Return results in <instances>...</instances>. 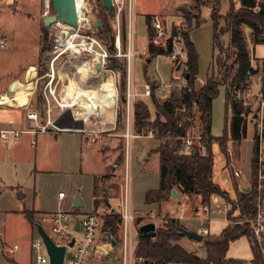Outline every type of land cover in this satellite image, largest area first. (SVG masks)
Masks as SVG:
<instances>
[{"label": "rangeland", "instance_id": "374dc122", "mask_svg": "<svg viewBox=\"0 0 264 264\" xmlns=\"http://www.w3.org/2000/svg\"><path fill=\"white\" fill-rule=\"evenodd\" d=\"M86 2L88 6H90L91 8L90 17H89L90 20L89 27L92 33L95 35V37H97V39L101 42L99 38V29H98L99 27H96L94 23V20L96 19L100 21L99 11H98V1L86 0ZM230 2L232 4L233 3L235 4V8L238 7L237 0L236 1L231 0ZM20 3L22 2H19L18 4L20 5ZM179 4L180 5L183 4V6L177 9L175 12L174 10L176 7L174 6ZM228 4H229L228 0L221 1L220 13L225 14L228 8ZM167 6L174 7L173 12L176 13L175 16H173V18H166L163 15H162L163 17L161 15L159 16L161 17L162 21L164 22V25L167 28V38L170 37L173 29H175V31L178 32L177 36H175L172 40L173 53L175 55V59L172 58L168 59L167 56H161V55H159L161 57L155 56L153 58H150L147 53L139 57V55L142 54V52L144 51V47L147 41L146 25L144 19L145 15L148 12H155L157 10L165 9ZM6 8H8V11L10 10L12 13V10L10 9L11 7L6 6ZM41 9H42V0H35L33 5L31 7L29 6L27 11L26 8L21 6H18L17 11H15L16 13H19L21 15L25 14L24 12L28 13L30 11H33L34 18L32 17V19L34 21L29 20L26 23V20L23 21L20 20L21 24H19L20 25L19 32L21 33V35L24 36V40L19 38V41H28V43H31L32 41L36 43L40 42L42 51L40 55L41 65L38 66L39 68L38 71L45 69L46 71L48 70L51 73L55 72L53 78L50 79L49 83H47L48 78L40 79L38 83L37 94L38 93L40 94L42 92V89L45 88V86L47 85H48L46 89L47 93L49 92L52 94L53 91L51 90H54V92H58L60 88L59 87L60 85L57 83L59 81V78L57 76L58 73L59 75H64L63 77L60 78V80L63 82V86L64 83L66 84V82L70 83L76 80L77 78H75L74 73H72V70L70 69H74L75 64L80 63L82 61L84 62L88 70L87 72L84 70H82L81 73L78 72L77 76L83 79V81H87L89 79L94 78L93 79L94 84L98 83L97 85L93 84L94 90L86 89L80 92V94L78 92L71 93L75 101L83 97L82 98L83 101L85 100L86 102H91L90 106L83 104L82 106H84L83 107L84 109L77 108L76 110L74 109L73 111L72 108L69 109L67 107L64 108L63 111L65 110V112L66 111L76 112L77 114L75 115L79 118H82L86 110L88 111L97 105L99 109L97 112L95 111V109H93V111L96 114L93 115L94 117L92 119L93 121H97L96 123L101 121L100 119L101 116L106 115L108 111L109 113L113 111V114L116 115V120L118 117L120 124L117 125L116 122V126L112 131L115 132L114 135H116L114 142L108 146V141H106L102 136H100L98 139V144L100 145V147H104L105 149L109 148L115 150L113 153L108 151V159L111 163L119 164L117 168H114L112 170L109 169L107 170L108 176L106 178L95 179L96 193L98 195V200L101 201L104 197H108L109 207L99 202L98 205L94 206L90 212L98 213L99 215H101V223H102V217L106 213H110V212L118 213L121 219V214H120L121 208L123 206V201L125 200V195L126 193H128L129 204L132 211L131 213L134 217L132 223L133 227L131 226L130 233L132 234L133 241L136 242L135 249L137 250V241L139 234L138 232H139V227L142 224L153 222L155 224V227L157 228L163 225V221L165 218L171 217V215L167 213L164 214L163 212H161L160 208L158 211L156 210L153 211L148 208L145 209L143 203L145 191L156 189L158 186L157 156H154L150 160V163L146 165L144 170H141L135 164L132 163L133 155L131 150V143L134 142L133 141L134 138H137V140L139 141L149 139V141L153 142L154 145H157V141H152V140L153 139L157 140V139L154 137V135L152 136V138H149L146 135H140V133H138V136L134 137L131 140L128 148V144L124 137V134L127 130L128 116L126 112V107L124 105L125 91L123 93L121 87V82H122L121 73L118 72L117 70H114V75H113V73L108 71L109 68H107L106 66L101 67L93 59H90L89 57L84 55H77L75 53L70 52L68 49L65 50L63 46L55 42V33L49 28L42 27V29H44V33H41L42 36L39 41L38 24L40 25L41 23V17L39 15L41 13ZM170 9H168L167 12H171ZM112 11L113 12L111 13V15L107 18L108 21L107 23H109L110 27H112L115 35V30L114 27L112 26V22H116L115 20L116 18L113 9ZM198 11L200 13L199 23L195 24L197 17L195 15L198 13ZM51 12H53L52 4H50V13ZM122 13L125 15L126 43L124 49L122 46V41H120V45L118 48L114 44V48L116 50L115 54L118 53L120 54V56H117V58L119 59V61L124 62L126 66V73H125V87H126L128 61L124 56V54H126L128 50L132 52V47L130 43V30L128 27L129 16H130L128 1L125 3L123 10L118 17V22L120 27V37L123 28V23L121 18ZM186 18L187 19L190 18V19L187 20ZM11 20L12 19L7 20L5 17L3 18V15L0 14V28L7 27L9 29H12L14 23L13 20L12 21ZM26 26L28 27V30L25 29ZM242 29L247 45L250 44V50L252 55H255L256 57L264 56V46H263L264 44L253 43L250 38L251 30L244 25L242 26ZM181 33H187L188 39L192 41L197 55L198 77L197 78L194 77L192 83L193 88L197 89L200 85L203 84L206 76L212 72V61H213V55H215V53L220 56V61L224 62L225 57H227L229 61L233 59L231 50L229 48L230 30L227 22L222 18L218 19L216 36H217L219 49L216 50L213 44V22L211 18L210 6L199 5L194 0H183V1L133 0L131 36L133 41L134 53H133V61H131L133 71H132V77L130 75V80L131 82H133V86L136 90L135 92L142 93L144 86L142 83L143 73L141 72L139 59H141L140 60L141 64L143 65L144 70L146 72V74L144 75L145 82L150 85V88H152V86L154 87V89L152 88L153 89L152 96H154V98L157 101L162 102V100H160L159 98L160 97L162 98V96H166L169 93V85L171 91L173 90L178 91L186 87L187 80L184 78V73H185L184 62L186 60L185 58L183 59L182 57L183 53L185 52V49L183 45L184 39L183 36H181ZM180 50H182V52ZM30 57H31L30 48H27L25 45L21 46L19 52L15 54V58L17 59V61L18 59L28 60L30 59ZM146 59H150L151 62L149 61L150 63H147L145 61ZM251 60L253 61L251 62ZM250 63L253 66L255 63L254 67H256L255 70L257 73H255L254 76L249 80L248 88L252 92H255L256 91L255 83L261 85L260 82L262 80V77H264V72L261 71L262 66H260L259 62L257 63V60H255L253 56L250 57ZM231 65L233 64L231 63ZM171 70L176 78H171L174 77L171 74ZM130 72H131V67H130ZM214 72L215 75L217 74L219 75L218 69L214 70ZM91 73H94L93 75H95L96 73L98 74L97 76L91 78L90 77V75H92ZM230 73L233 74V71L231 70ZM108 81L109 84L111 83V86L109 85L110 87L107 84ZM156 89H158V92H156L157 91ZM108 92H109L108 95H113L115 92V99L113 103L111 101L110 102L107 101L108 99L104 98V95H106V93ZM230 93L234 99L240 101L241 105L244 108H248L249 111L255 110L256 106L258 105L259 99L256 95L250 98L248 101H246L247 102L246 105L243 104L242 98L238 99V95H242L243 91L238 94L237 92L232 93L231 90ZM19 97L18 99L21 100ZM39 97L41 98L40 95ZM99 98H101V101L99 100ZM142 99L149 106V110L151 112V119H153L155 112L152 106V97H143ZM136 100H138V97L135 99V101ZM52 101H53L52 103H54V105L56 106V108L54 107L53 109L54 117L58 118L61 116L59 114L60 111H58V104L56 103L55 100ZM39 107H40L39 112H41L42 105H40ZM102 107H108V108H102ZM243 115L245 116L244 117L245 126L250 123L245 138L241 140L238 144L233 143L231 145H228L229 144L228 137L224 136V138L226 139L225 148L231 146L236 153L237 166L242 174L240 178L232 179L228 169L224 165L225 163L224 153L219 148L216 142H213L211 145V153L213 155V171H212L213 181L216 184H218V186L227 193L231 202H232L231 199L235 198V193H236L232 180H234L237 183L238 187L247 186L248 175L250 172L249 159H250L251 147H252L251 138L253 133L252 131L253 122L247 118L248 113L246 114L243 113ZM39 117L42 119L41 115H39ZM230 118H231V111L229 110V108H226L225 106V87L222 86L220 87L218 95L213 100L211 105V117H210L211 135L215 138L221 137L224 134L229 135L228 126H229ZM131 123L132 121L130 122V124ZM91 124L92 125L90 126H93L92 121ZM133 132L135 133L134 130ZM103 133L106 132H101L98 134V136ZM57 137L60 138V135H57ZM23 148L24 150L19 151L20 152L19 154L22 156L19 157L18 160L21 158L29 159V160L34 158V154L36 150L35 147L30 146L29 143L27 144L25 143V145H23ZM17 157H18L17 154L16 157L13 156V154L10 155V158H13L12 161L15 160ZM119 158H121V161H119ZM141 163L142 160L140 156L139 164ZM51 166H52L51 169H49L50 173L40 174V176H37L36 179H33L32 177L24 176L22 171L19 172L20 175L18 176L17 179L18 180L17 184H19L18 187L15 186L10 187L4 183L5 181H0V227L1 228L4 227L3 229L7 240L11 242L16 241L19 243L20 250L16 253V256L17 259L22 262H26V258L28 257L27 251H28L29 241L31 239L34 241H37L39 239V235L36 229L30 226V222L25 216L24 211L30 210L32 208L65 210L67 204H69L73 200L74 195H77L78 193H80V196L81 195L83 196L82 210L87 211L92 206L91 194H90L91 193L90 190L92 186L91 174L101 171V164L99 162V159L96 155H94L92 151L86 155L83 154L82 157L80 156L79 153H74L73 155L71 153H68L65 157L64 164H61V166L58 167L55 166V164L53 163ZM59 190L64 191V193L67 194V197L65 198V200H63V205H60L56 197V194ZM20 194L21 197H19ZM102 194H105L106 196L105 195L102 196ZM224 199L221 196L214 194L210 197L209 204L206 205L210 209L209 212V219L211 222V225L209 226L210 235L219 232L225 221V214L222 211V204L226 202V199L225 200ZM167 200H171V198L168 197ZM180 200L184 202V205L177 203L174 206L175 208L173 210L170 209L169 211L172 213H177L178 215L182 213L181 221L186 226L188 225L189 227H191L192 230L199 232L200 221L195 216L194 212L204 203H202V200L199 196H192V195L189 196L188 198L182 196ZM170 202L172 204L174 203V201H170ZM162 203L163 202H161V204ZM185 214L191 218L183 219V216L187 217ZM41 216L42 215L40 214L34 215L35 219L38 220L39 218H41ZM3 220L5 222V225H2ZM212 221H214L213 224ZM42 224L44 226L45 231L51 235V230L48 223H42ZM31 227L33 232L31 230ZM101 227L102 226L98 228L93 250L89 255V257L87 258L85 264H119L121 256H120V245H118V243L121 241V238L123 236L122 223L120 224V228L117 235L118 241L117 243H115V245L116 244L117 245L114 247H111L107 242V240L105 239V237H103L105 233L103 234ZM184 229H188V228L184 227ZM55 241L60 243V241L58 240ZM246 243L247 241L244 238H239L237 240H234L232 243L229 244L227 251L228 255L232 257H237V256L249 257V247L247 246ZM178 244L188 252L196 253L200 257L205 256L204 247L201 242H195L185 237L179 240ZM35 252L36 251L33 250V253ZM40 252L44 253V249L41 248ZM28 258L31 259V255H29ZM32 261L33 264H36L34 259Z\"/></svg>", "mask_w": 264, "mask_h": 264}, {"label": "trees", "instance_id": "16d2710c", "mask_svg": "<svg viewBox=\"0 0 264 264\" xmlns=\"http://www.w3.org/2000/svg\"><path fill=\"white\" fill-rule=\"evenodd\" d=\"M97 1L100 19V26L98 28L99 38L110 54L106 67L121 73V87L124 93L126 66L124 62L119 61L117 56H114L116 53L114 48V32L109 23H107V18L113 11L108 13L103 7L101 0ZM194 1L199 5H208L211 8L213 44L216 50L219 49L216 36L218 19L222 18L227 22L230 30L229 48L233 59L229 61L225 57L223 62L220 61V56L215 53L212 61V72L206 76L201 86L194 89L192 83L193 78L197 74V55L192 41L188 39L187 33H181L186 53V61L184 62V78L187 80L186 87L178 91H171L167 99L159 102L152 96L154 89L152 86L153 89L150 88L149 97H152V106L155 112L153 119H151V112L146 102L136 100L133 103L132 127L135 133L152 131L154 137L159 141V145L155 150L158 154L159 162L158 188L145 191L144 204L155 203L160 205L162 201L171 196L170 191L172 188H175L181 196H199L202 203H204L202 206L208 205L210 197L216 194L223 199L225 198L226 202L231 204L227 218H233L232 215L236 213L239 219H244L249 217L253 212L254 190L252 186L248 190L238 187L237 183L232 180L236 193L235 198L231 199L232 202L230 201L227 193L213 181L211 145L213 142H216L222 152L225 153L226 139L224 136L228 137V145L233 143L238 144L245 138V119L242 114L248 113L249 109L244 108L240 101L231 96L230 92L231 90L232 93L242 92L246 87V81L249 76L257 73L255 69L251 68V53L244 38L242 26L244 25L251 30L250 38L253 43H264V3H259L257 0H238V7L235 8V4H232L231 0H228V8L225 14H222L220 13L222 0ZM195 16H197L195 24H198L200 18L199 11ZM121 18L123 28L120 41H122L124 49L126 27L125 15L123 13L121 14ZM150 19V15L145 16L147 40L151 39L154 35V31L150 27ZM42 33H44V29H42ZM177 34L178 32L173 29L165 47L156 46L149 42L147 45L148 56L153 58L157 55L165 56L171 53L173 51L172 40ZM216 69H218L219 75L214 74V70ZM231 70L233 74L230 73ZM44 71L45 69H42L38 73L42 74ZM187 73L188 77H186ZM222 86L225 87V106L231 111L228 126L229 135L224 134L221 137L215 138L210 132L211 105ZM187 91H190L189 97L186 95ZM261 93L264 97V77L261 80ZM193 103L196 105V116L203 126L202 144L204 145V149L193 147L189 152H184L181 150L180 141L176 137L184 133L185 127L188 124L180 127L177 125V111L184 108V115L188 116ZM119 124L120 122L117 117V125ZM253 183V180H251V185ZM93 197L94 206H97L99 202L108 206L107 197H104L101 201L98 200L96 189L93 191ZM24 214L30 225L36 229L40 223L34 217L35 211H24ZM120 224L121 219L118 213H106L102 217V232L110 234L115 243H117ZM183 229L184 226L178 219L169 217L164 219L162 226L155 229L156 234L154 237L146 239L138 232L137 254L144 256L153 264H262V257L256 245H252L251 247L253 258L250 261L226 257L230 242L242 236L251 239L247 223L228 224L218 235L205 236L201 242L205 251L204 257H200L193 252H188L178 244V241L184 238V236L180 235ZM8 261L11 262L10 260Z\"/></svg>", "mask_w": 264, "mask_h": 264}, {"label": "crops", "instance_id": "0c3cea01", "mask_svg": "<svg viewBox=\"0 0 264 264\" xmlns=\"http://www.w3.org/2000/svg\"><path fill=\"white\" fill-rule=\"evenodd\" d=\"M34 1L35 0H0V14L3 15V18L5 17L7 20L12 19L13 23H14V26L12 29H9L7 27L0 28V37L5 38L7 41V47L0 48V130H22L23 131L16 138L10 136L6 142H3L0 139V181H5L4 183L7 186L18 187L19 184H17L18 183L17 179H18V176L20 175L19 172H21V171L23 172L24 176L32 177L33 179H36L37 176H40V174L50 173L49 169H51V167H52L51 165L53 163L55 164V166H58V167L61 166V164H64L65 157L68 153H71L72 155L74 153H79L80 156L82 157L83 154L86 155L92 151L94 153V155H96L98 157L99 162L101 164V171L94 173V174H91L92 175V186H91V190H90L91 193L90 194H91L92 206L87 211L82 210L83 196L82 195L80 196V193H78L77 195L79 196L81 206L78 208L74 207L75 198L77 196V195H74L73 200L69 204H67L66 209H65V211H68L69 213H71L70 215L72 216V218H75V217L80 218L83 214L89 213L91 211V209L94 207L93 191H94V189H96V183H95L96 180L95 179L96 178H101V179L106 178L108 176L107 170L108 169L112 170L114 168H117V166L119 165L116 163H111L108 159V151L113 153L115 150L109 149V148L105 149L104 147H100V145L98 144V139L100 136H102L106 141H108V146L114 142L116 135H114L115 132H112V131L114 130V128L116 126V122H117L116 115L113 114V111L110 113L108 111L106 115H102L103 117L101 116V118H100L101 121H99L98 123H95L93 126H90V125H88L87 121L83 122V120H82L83 117L82 118L77 117L75 115V114H77L76 112H72V111L71 112H67V111L65 112V110L63 111V109L67 108V107L69 109L72 108L73 111H74V109L76 110L77 108L84 109L83 108L84 106H82V105L86 101L85 100L83 101V99H82L83 97L81 98V100L75 101L73 99V95H71V93L72 92L73 93L78 92L80 94V92H82V90H86V89L94 90V88H93V84H94L93 79L94 78L93 77L97 76L98 73H96L95 75H93L94 73H91L93 76L90 75V77L93 79H89L90 80V82H89V80L83 81V79L79 78L76 75L77 74L76 71H72L75 75V78H77V79L74 80L73 82H70V83L69 82L68 83L66 82V84L64 83V86H63V82L60 80V78L63 77V75H59V73H58L57 76L59 78V81L57 83L60 85L58 92H54V90H51V91H53L54 95H53V93L52 94L49 92L47 93V91H46V89L48 87V85H47V86H45V88L42 89V92L40 94L39 93L37 94V88H38V83H39L40 79H42V78L47 79L48 78L47 83H49L50 79L53 78L55 72L51 73L48 70L47 71L45 70L42 74L38 73V66L41 65V61H40L41 43L40 42L36 43V42L32 41L31 43H28V41H19V38L24 40V36L21 35V33L19 32V29H20L19 24H21L20 20H22V21L26 20V23L29 20L32 21L33 20L32 19L33 11H30L28 13L24 12L25 14H23V15L15 12V11H17L18 6L26 8V11H27L29 6L31 7L33 5ZM19 2H22V3H20V5H19L18 4ZM237 2H238V0H237ZM179 5L174 6V7H176L174 10L175 12L183 4H181L180 6ZM6 6L11 7L10 9L12 10V13L10 10L8 11V8H6ZM172 6H170V7L167 6L165 9L157 10L155 12H148L146 15H150V16H153V15H161L162 16L163 15L166 18H173V16H175L176 13L173 12L174 7H172ZM168 9H170L171 12H167ZM39 15L41 17V23H40V25L38 24V40L40 41L41 33H42V27H45L43 24V19L46 17L43 14V0H42L41 13ZM132 15H133V0L131 2L128 27L130 30V43H131V47H132V53H134L133 41H132V36H131V33H132ZM115 23L116 22H112L113 27L115 26ZM46 28H49V27H46ZM25 29L28 30V27L26 26ZM262 44H264V43H262ZM23 45H25L27 48H30L31 57L28 60L18 59V61H17V59L15 58V54L19 52L20 47ZM147 45H148V43L146 41L144 51L142 52V54L139 55V57L141 55H144L145 53H147ZM248 49L250 50V44L248 45ZM180 51L182 52V50H180ZM250 53H251V50H250ZM251 55H252V53H251ZM252 56L257 61L262 60V59L264 60V56H262V57H256L255 55H252ZM159 57H161V56H159ZM182 57H183V59L185 58V60H186V53L185 52L183 53ZM156 58H158V57H156ZM140 60L141 59H139L141 72L143 73V76L141 74V76L143 77L142 83H143V85H145V84H147L145 82V76H144L146 74V72H145L144 67L141 64ZM132 61H133V58H132ZM145 61L147 63L151 62L150 59H146ZM147 63H146V65H147ZM31 67H34V69L32 70ZM132 69L133 68L131 65V72H130L131 77H132V71H133ZM171 74L173 75L172 70H171ZM173 76L174 77H171V78H176L175 75H173ZM197 77H198V75L196 74L195 78H197ZM84 82H85V84H84ZM97 84H94V85H97ZM107 84H108V86L109 85L111 86V83L109 84V81ZM161 86H160V89H161ZM132 87H133L134 93L136 94L135 99L138 97V100L144 101L142 99L143 97H149V96H144L143 92L142 93L135 92L136 90L133 86V82H132ZM69 89H70V91H69ZM158 89H156L157 90L156 92H158ZM143 90H144V86H143ZM156 92H155V94H156ZM170 93H171V90H170V85H169V93L166 96H162V98L161 97L160 98L158 97V98L160 100H162V102H163L165 99H167L169 97ZM39 95L41 96V98L39 97ZM75 96H74V98H75ZM18 97L21 100H19ZM52 100H55L56 103L58 104V111H60L59 114L61 115L58 118L54 117V110L53 109H54V107L56 108V106L54 105V103H52L53 102ZM99 100L101 101V98H99ZM134 102H135V100H134ZM40 105H42L41 112H39V109H40L39 106ZM108 107H102V108H108ZM92 109H95L96 111H98L99 107L96 105ZM100 109H101V107H100ZM30 110L35 111L37 113V115H38L37 120H38L39 124L45 123V121L47 119H50L54 126L59 127L61 129H64V130L62 132H49V133L36 132L35 131L36 130L35 123L32 120L27 118V112ZM39 115L42 116V119L39 117ZM130 119L132 121V115H131ZM82 128H88L89 130H101V132H106V133H103L99 136L97 135L95 138V141L92 143H89V141L87 140L88 139L87 134L75 132V129H82ZM130 130L133 134H137V133H134L132 130V123L130 124ZM57 135H60V138L57 137ZM52 136H54V137H52ZM65 137H67V138H65ZM63 138H65V139H63ZM149 138H152V137H149ZM133 141L134 142L131 143V150H132V155H133L132 163L135 164L141 170H144L146 165L150 163V160L154 156H157V159H158V154H157V152H155V150H156L157 146L159 145V141L154 140V139L152 140V141H157V145H154L153 142L149 141V139L139 141V140H137V138H134ZM25 143L26 144L29 143L30 146L36 148L34 158H32L30 160L21 158L18 160V158L22 156L19 154L20 153L19 151L24 150L23 145H25ZM68 148H71V149H68ZM12 154L15 157H16V154L18 155V157L13 161H12L13 158H10V155H12ZM140 156H141V160H142L141 164H139V157ZM119 161H121L120 158H119ZM157 170H159V162H158ZM241 187H243V186H241ZM157 188H158V186H157ZM243 188H246V186H244ZM60 191L61 190H59L57 192L56 197H57L60 205H63V200H65V198L67 197V194L65 193L64 198L60 199L58 197V193ZM104 195L105 194H102V196H104ZM192 196H194V195H192ZM128 197H129V194H128ZM181 197L182 196L179 195V193L177 191V198L176 199H173L170 196L171 200L165 199L164 201H162L163 203L160 204V206H158L155 203H151V204H144V207H145V209L148 208V209L153 210V211L154 210L158 211L160 208L161 212H163L164 214L167 213V214L171 215L172 218L180 220L181 224H183L184 227L192 230L191 227H189L188 225L186 226L181 221L182 213H180L178 215L177 213H172L169 211L170 209L173 210L175 208L174 206L177 203L184 205V202L181 201L182 199L180 200ZM183 197L188 198L189 196H183ZM170 201H174V203L172 204ZM108 202L109 201H108V197H107V205L109 204ZM143 203H144V199H143ZM107 207H109V205ZM129 208H130V204H129ZM57 210H64V209H57ZM130 210H131V208H130ZM27 211H35V213L37 215H39V214L45 215V214H48V213H50L52 211H56V210L32 208V209L27 210ZM184 213H185V211H184ZM185 218H191V217H188V216L184 217L183 216V219H185ZM44 223H48V222H44ZM213 223H214V221H212V224ZM2 225H5L4 220L2 221ZM39 225H41L42 228L44 229V226L42 223ZM48 225H49V223H48ZM210 225H211V222L209 219L208 229H209ZM226 225H227L226 221H224L219 232H217L216 234H212V235H218L220 233V231ZM49 227H50V225H49ZM3 228L0 227V246L13 245V244H16L18 246V249L16 250L14 256L12 257V259H10L11 263L12 264H33V261H32L33 260V250L31 248L32 239L28 243L29 246H28V251H27L28 257H29V255H31V259H29L27 257V254H26V257H27L26 262H22V261L18 260L17 256H16V253L20 250L19 243L16 241L11 242V241L7 240L5 237V233H4ZM31 230H32V227H31ZM44 231H45V229H44ZM32 232H33V230H32ZM31 235H32V233H31ZM209 235H210V232H209ZM103 237H105V239L107 240V242L109 243V245L111 247L115 246V244L113 246L111 245V242L108 241L105 234L103 235ZM39 238H40V236H39ZM240 238H244L247 241L246 244L249 247V257H247V256L246 257H243V256L232 257V256H229L227 252H226V257L232 258V259H240V260L250 261L253 258L252 251H251V247L253 245L252 241L249 238L244 237V236H242ZM230 243H232V242H230ZM118 245H120V242ZM134 248H136V242H134ZM6 261H8V260H6L4 258L3 254L0 250V264H4ZM119 264H120V262H119ZM262 264H263V260H262Z\"/></svg>", "mask_w": 264, "mask_h": 264}, {"label": "built area", "instance_id": "2783aa9c", "mask_svg": "<svg viewBox=\"0 0 264 264\" xmlns=\"http://www.w3.org/2000/svg\"><path fill=\"white\" fill-rule=\"evenodd\" d=\"M128 1L129 10L131 8L132 0H111L112 9L115 14V36H114V44L118 48L120 45V27L118 22L119 14L122 12L125 3ZM183 1V0H181ZM236 1V0H233ZM259 3H264V0H257ZM76 8L78 12V26L72 28L60 21H54L49 25V29H51L55 33V42L59 45L63 46L66 50L68 49L70 52L75 53L77 55H84L93 59L97 62L101 67L106 66L107 60L110 57L109 52L104 48L103 44L95 37L90 29V6H88L86 0H81L80 8L77 5V1L75 0ZM50 0H43V14L45 16L52 15L53 12L50 13ZM150 27L154 31V35L151 39L147 40L148 43H152L156 46L165 47L167 43V28L164 25L161 17L159 15H153L150 19ZM66 30H72L73 32L70 35H65L64 32ZM86 30V31H83ZM7 47V41L5 38L0 37V48ZM114 56H120V54H115ZM128 61V72H127V83L125 87L124 93V105L126 107L127 112V130L124 134L126 142L129 144L131 140L138 136L137 134H133L130 130V115L132 113V107L135 100L136 94L133 91L132 82L130 80V67L131 61L133 58V53L128 50L126 54H124ZM159 56V55H157ZM168 59H175V55L173 51L167 55ZM253 60H251L252 62ZM262 66V70L264 72V60L258 61ZM255 66V63H254ZM251 65L252 69H256ZM109 72L113 73L114 70L108 69ZM254 76L250 75L245 89L243 90L242 95H238V99L242 98L243 104L247 105V102L253 96H257L259 99L258 105L255 110L249 111L247 118L253 122V133L251 138V155L249 159L250 172L248 175V185L245 190H248L250 186H252L254 190L253 196V212L249 217L244 219H239L236 216V213L233 214V218H227V214L230 211V204L225 202L222 204V211L225 214L226 224H242L247 223L251 233V241L253 245H256L261 254L263 264H264V97L261 93V85H256V91L252 92L248 88L249 80ZM261 83V82H260ZM240 92H238L239 94ZM150 94V85L145 84L143 95L149 96ZM64 107V106H63ZM96 111V110H95ZM196 105L193 103L190 107V114L184 115V108L177 111V125L184 126L185 131L181 136H177L176 139L180 141V148L184 152H189L193 147H199L200 149H204V145L202 144V123L196 116ZM97 112V111H96ZM96 114L93 109L86 110L83 116V122H88L91 125V121L93 125L97 121H93V115ZM243 117H245L242 114ZM27 118L32 120L35 123L36 132L39 133H49V132H62L64 129L56 127L53 125L50 119H47L45 123L38 122V115L35 111H28ZM249 121V120H248ZM250 122V121H249ZM250 124V123H249ZM248 125L245 126V135L248 130ZM34 131V132H35ZM23 131L22 130H0V139L3 142H6L10 136L18 137ZM75 132L85 133L88 136L89 143L95 141L96 136L101 133V130H89L88 128L75 129ZM140 135H146L148 137H152V131L147 133L139 132ZM243 140V139H242ZM225 167L228 169L230 175L234 179H238L242 176L241 171L237 166V156L235 151L231 146L226 147L225 149ZM251 180H253V184L251 185ZM242 188V187H241ZM65 193L60 191L58 193V197L60 199L64 198ZM209 212L210 209L208 206L203 205L195 210V216L200 221V233L203 238L209 235ZM237 212V211H236ZM68 211L65 210H56L52 211L48 214L42 215L39 219V223L48 222L50 225L51 235L47 234L52 238V240L58 245H65V252L62 264H85L87 258L91 254L93 250V246L95 243L96 235L98 228L102 225L101 223V215L98 213L90 212L83 214L80 218H72ZM121 223H122V231L123 236L120 241V264H153L150 260L145 258L142 255L136 254V249L134 248V242L132 238V234L130 233L131 226L134 220V217L129 208V197L128 193L125 195V200L123 201V206L121 208ZM76 222H78V228L76 229ZM55 240L60 241V243ZM69 243L72 245L69 246ZM119 244V243H118ZM31 248L36 252L33 253V259L36 264H48V256L41 238L37 241H31ZM44 249V253L40 252V249ZM18 246L16 244L0 246V250L6 260L12 259L14 256ZM4 264H12L9 261H6Z\"/></svg>", "mask_w": 264, "mask_h": 264}, {"label": "water", "instance_id": "95a60500", "mask_svg": "<svg viewBox=\"0 0 264 264\" xmlns=\"http://www.w3.org/2000/svg\"><path fill=\"white\" fill-rule=\"evenodd\" d=\"M53 8V14L46 16L43 19V24L45 27H49V25L54 21H60L72 28H75L78 26V12L76 8L75 0H50ZM103 7L105 10L110 13L112 11V2L111 0H101ZM94 23L96 27L100 26L99 20H94ZM33 70L34 67H31ZM188 73L186 74V77H188ZM186 95L190 96V91H187ZM178 118V116H177ZM170 195L173 199L177 198V191L175 188H172L170 191ZM21 197V195H19ZM81 206V202L79 199V196L77 195L74 202V207L78 208ZM76 229L78 228V222H76ZM155 224L153 222L142 224L139 227V232L142 236H144L146 239H149L151 237H154L155 232ZM36 230L43 241L49 264H62L63 258H64V252H65V245H58L56 244L52 238L44 231L41 225H38L36 227ZM181 236H184L188 239L194 240L196 242H202L203 236L194 231V230H188L183 229L180 232ZM105 236L107 237L108 241L111 242V245L113 246L115 244V241L112 239V237L105 233ZM72 245V243H69V246Z\"/></svg>", "mask_w": 264, "mask_h": 264}, {"label": "bare ground", "instance_id": "6f19581e", "mask_svg": "<svg viewBox=\"0 0 264 264\" xmlns=\"http://www.w3.org/2000/svg\"><path fill=\"white\" fill-rule=\"evenodd\" d=\"M77 1V5H78V7L80 8V6H81V0H76ZM73 31L72 30H66L65 32H64V34L65 35H70L71 33H72ZM83 59V58H82ZM80 62V61H79ZM89 63V62H88ZM84 68V69H83ZM70 70H74V71H76L77 72V74H78V72H82V70H84V71H86L87 72V70H88V68L86 67V65L84 64V62L82 61V62H80V63H77V64H75V68L74 69H70ZM70 72V71H69ZM73 73V72H72ZM79 73V74H80ZM76 74V75H77ZM64 76V75H63ZM73 76V75H72ZM75 76V75H74ZM83 91V90H82ZM109 94V92L108 93H106V95H104V98L105 99H108L107 101H111V102H113L114 101V98H115V92H114V94L113 95H108ZM77 98V97H76ZM79 100H81V99H79ZM89 101V100H88ZM81 102V101H80ZM83 104H85V105H87V106H90L91 105V102H84Z\"/></svg>", "mask_w": 264, "mask_h": 264}]
</instances>
